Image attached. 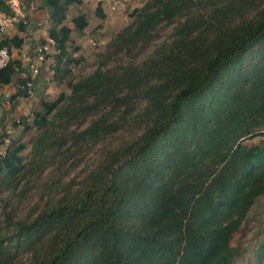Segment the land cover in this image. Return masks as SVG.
<instances>
[{
	"label": "trees",
	"instance_id": "trees-1",
	"mask_svg": "<svg viewBox=\"0 0 264 264\" xmlns=\"http://www.w3.org/2000/svg\"><path fill=\"white\" fill-rule=\"evenodd\" d=\"M41 1L57 72L69 73L64 21L81 0ZM0 13L16 15L6 0ZM97 15L106 19L102 4ZM132 18L114 47L143 58L99 67L70 83V96L41 101L38 130L52 115H94L72 137L103 154L80 184H64L35 217L18 221L14 236L0 233V264L25 256L24 264H237L232 241L264 196V0H150ZM162 23L175 25L158 42ZM74 25L83 32L88 22L79 16ZM30 29L18 25L20 34ZM24 43L6 37L0 50ZM21 68L16 60L0 68V85ZM29 82L17 81V96L30 95ZM11 146L0 154V184L23 166L24 145Z\"/></svg>",
	"mask_w": 264,
	"mask_h": 264
},
{
	"label": "rangeland",
	"instance_id": "rangeland-1",
	"mask_svg": "<svg viewBox=\"0 0 264 264\" xmlns=\"http://www.w3.org/2000/svg\"><path fill=\"white\" fill-rule=\"evenodd\" d=\"M6 1L11 5L10 0ZM20 1V12H25L32 21H29L31 29L24 34L23 47L11 49L16 60L23 59V53L29 48L25 45L29 36L31 41L34 35H39L40 38H36V42L44 43L51 27L50 11L41 0H35L34 8L28 7L26 0ZM149 1L81 0L79 4L70 5L64 21V24L72 29L71 38L67 43V59L73 60L68 67L70 72H57L56 60L52 56L48 62L40 65L37 77H30L33 90L28 97L17 96V81L22 78L21 75L16 76L11 85L0 87V150L6 152L3 144L5 139H9L12 146L25 147L21 153L23 166L20 173L14 179H5L0 184L1 234H7L9 238L14 236L18 221L35 217L45 208L50 198L62 194L61 187L64 184L73 180L80 184L84 176L101 159L102 145H95L91 140L77 143L72 137L74 133L87 129L95 118L94 115L77 116L76 113H71L62 119H55L52 115L49 124L40 131L35 121L42 113L41 101H56L62 94L70 96V83L74 84L92 75L99 67L103 71L111 70L117 63H127L135 57L138 61L143 58V55L135 53V56L131 57L126 53L118 55L114 42L119 33L132 23L134 11ZM99 4H102L106 19L97 15ZM0 16L4 21L0 23V38L13 37L12 33L15 31L10 30L12 25L7 21L10 17L3 13H0ZM4 16L7 19H4ZM79 16H84L88 22L83 32H78L74 25V19ZM19 23L21 21L13 24L18 27ZM174 25L175 23L159 25L158 42L170 39ZM119 134L114 138V145L125 140L127 130L121 129ZM77 189L75 187L74 191ZM263 243L264 196L256 202L232 241V246L237 249L236 263L264 264V254L261 251ZM25 259L26 256L14 264H24Z\"/></svg>",
	"mask_w": 264,
	"mask_h": 264
},
{
	"label": "built area",
	"instance_id": "built-area-1",
	"mask_svg": "<svg viewBox=\"0 0 264 264\" xmlns=\"http://www.w3.org/2000/svg\"><path fill=\"white\" fill-rule=\"evenodd\" d=\"M26 5L28 7H33L35 5V0H26ZM21 7V1L19 4V8ZM32 8V9H33ZM15 17L14 18H6L4 16V19H7V21H21L24 22L25 24L29 23L31 21L30 17L24 12L18 15L15 12ZM1 17V16H0ZM31 26V24H29ZM57 43L55 40L47 38L44 43L40 42H32L30 43L29 48L23 53L24 61L26 63V70L23 71V66H22V78L24 79H29L30 77H37L40 72V65L45 64L48 62V60L57 52ZM0 53H3V55H0V68H5L7 67L10 62L13 60L12 59V53L10 49L8 48H3L0 50ZM28 87H32V82L30 81L28 84ZM1 130H0V135H1ZM10 140L5 139L4 140V145L7 148L9 146ZM3 150V149H2ZM0 154L4 156L6 154L5 151L0 150Z\"/></svg>",
	"mask_w": 264,
	"mask_h": 264
},
{
	"label": "crops",
	"instance_id": "crops-1",
	"mask_svg": "<svg viewBox=\"0 0 264 264\" xmlns=\"http://www.w3.org/2000/svg\"><path fill=\"white\" fill-rule=\"evenodd\" d=\"M31 21H32V19H31ZM8 22H10L11 24H9V25H12V27L10 28V30H13V31H15V33H12V36L13 37H15V36H17V35H19L20 37H24L25 35L24 34H20L19 33V31H18V27H16V25H14L13 23H15L14 21H8ZM3 34H6V33H3ZM2 34H0V36H1ZM13 37H7V38H13ZM26 37H28V35L26 36ZM47 38H49V33H47V36H46ZM6 38V37H5ZM36 38H40V36L38 35V37H36V35H34L33 36V40H31L30 41V36H29V41H28V43H26L25 45H26V47H29L30 46V43H32V42H36ZM3 39V38H2ZM1 38H0V41L2 40ZM13 49V48H12ZM12 53V52H11ZM12 59L13 60H16V59H14L13 58V56H12ZM16 61H19V62H21V64H22V66L24 67L23 68V71H25L26 70V63H25V61H24V57H23V59H20V60H16ZM22 74V73H21ZM12 84V83H11ZM10 84V85H11ZM7 86H9V85H6V86H2V85H0V87H7Z\"/></svg>",
	"mask_w": 264,
	"mask_h": 264
},
{
	"label": "clouds",
	"instance_id": "clouds-1",
	"mask_svg": "<svg viewBox=\"0 0 264 264\" xmlns=\"http://www.w3.org/2000/svg\"><path fill=\"white\" fill-rule=\"evenodd\" d=\"M10 4H11L12 9L19 15L20 14V10H19L20 0H10ZM0 23H4L2 17H0ZM0 55H3V53H0Z\"/></svg>",
	"mask_w": 264,
	"mask_h": 264
}]
</instances>
